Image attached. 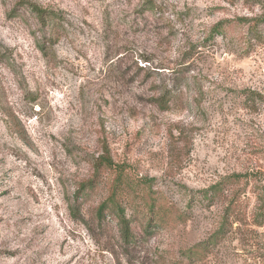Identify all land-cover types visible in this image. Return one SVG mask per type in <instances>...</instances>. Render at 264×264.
I'll return each instance as SVG.
<instances>
[{
    "label": "rangeland",
    "instance_id": "obj_1",
    "mask_svg": "<svg viewBox=\"0 0 264 264\" xmlns=\"http://www.w3.org/2000/svg\"><path fill=\"white\" fill-rule=\"evenodd\" d=\"M263 209L264 0H0V264H264Z\"/></svg>",
    "mask_w": 264,
    "mask_h": 264
},
{
    "label": "trees",
    "instance_id": "obj_2",
    "mask_svg": "<svg viewBox=\"0 0 264 264\" xmlns=\"http://www.w3.org/2000/svg\"><path fill=\"white\" fill-rule=\"evenodd\" d=\"M232 1V0H230ZM30 11L35 15L39 26L45 32L47 31L50 35L51 39H54L53 44H55L60 36L58 31V26L61 23L62 15L55 11H51L45 8H42L38 5H33L31 3L28 4ZM220 27L217 25L214 28V32L220 33L218 30ZM43 49V47H41ZM115 164L111 160L110 157H101L98 158L95 163V169L99 173V171L103 167H113ZM96 185V180L93 179L91 181L85 182L81 184L77 190V199L84 198L87 194L94 190ZM221 186L216 185L212 187L210 190H207L203 197L200 198L202 201H212L215 200L219 195V190ZM116 190L107 201L102 203L97 211V217L102 221L106 216V213L111 215L112 212H108L107 209L109 207H113L115 209L116 217L118 219V224L120 226L123 238L127 245H131L135 242V235L131 228V221L126 214V209L117 202L116 200ZM235 202H231L225 209L224 216L221 222L220 227L211 234L205 241L198 243L197 245L193 246L186 252H184L183 259L187 260L189 263L203 261L207 258H210L214 255V252L222 246L224 242H226L230 233H232L234 226L237 223H241L240 216L242 212L238 209ZM113 214V213H112ZM260 219L262 218V222L256 224L259 227L264 226V209L261 210L260 215H258ZM149 233V230H147ZM179 263V262H178Z\"/></svg>",
    "mask_w": 264,
    "mask_h": 264
}]
</instances>
